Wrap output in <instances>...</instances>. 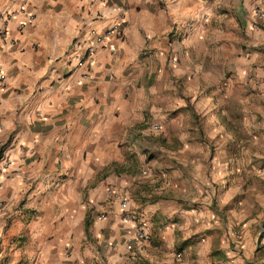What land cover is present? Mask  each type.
<instances>
[{"label":"clouds","instance_id":"obj_1","mask_svg":"<svg viewBox=\"0 0 264 264\" xmlns=\"http://www.w3.org/2000/svg\"><path fill=\"white\" fill-rule=\"evenodd\" d=\"M0 264H264V0H0Z\"/></svg>","mask_w":264,"mask_h":264}]
</instances>
